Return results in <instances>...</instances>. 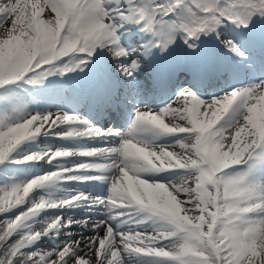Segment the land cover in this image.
<instances>
[{"label":"snow or ice","instance_id":"obj_1","mask_svg":"<svg viewBox=\"0 0 264 264\" xmlns=\"http://www.w3.org/2000/svg\"><path fill=\"white\" fill-rule=\"evenodd\" d=\"M109 3L0 0V27L11 21L0 33V89L71 72L98 49H106L123 75L133 78L143 59L138 53L147 49L123 44L121 30L128 31L129 23L142 25L153 37L151 46L161 50L178 36L198 49L202 35L215 33L228 56L247 60V66H254L251 53L228 34L229 27H258L264 52V0ZM256 44L249 41L250 47ZM9 99L0 100V177L7 181L0 183V264H264V177L256 176L264 169V80L208 100L181 89L163 108L137 107L127 132L101 129L63 110L29 111L23 101L5 103ZM166 135L178 138L157 142ZM41 136L119 142L19 154ZM73 157L83 159L69 165ZM40 161L52 168L26 180L6 174L7 166ZM163 171L177 175L167 181L147 175ZM69 180H103L110 187L105 196L74 190L60 198L34 195ZM85 204L109 213L92 223L93 236L76 239L72 226H88V220L63 211L41 219L50 210ZM149 222L153 227L143 229ZM45 237L57 240L47 250L37 246Z\"/></svg>","mask_w":264,"mask_h":264},{"label":"rangeland","instance_id":"obj_2","mask_svg":"<svg viewBox=\"0 0 264 264\" xmlns=\"http://www.w3.org/2000/svg\"><path fill=\"white\" fill-rule=\"evenodd\" d=\"M45 18H47V14L45 13ZM10 19L7 21L2 27H0V33L5 31L10 24ZM127 28V27H126ZM123 33H126L127 31H124L123 29L121 30ZM205 35H202L200 37L204 38ZM129 41H123V44L126 47H131V48H136L138 45L140 46L141 49H145V40L143 37H140L138 34L135 39L127 37ZM101 54L100 58L104 60L107 63H112L113 62V57L112 55L106 50V49H98ZM139 55H143L144 52L141 51L138 53ZM135 58V57H133ZM75 63V61H74ZM81 67H84L87 69V72L81 73L80 70L78 69L75 75H84L85 79L83 82H76V80L71 77L67 76L65 77L64 75L66 74H60L59 72L50 75L52 77V80H47L49 76L43 79L42 83H35L37 86H29V90H31L34 94V98L30 99L28 98L27 94L25 97H22L19 95L17 96L15 92L11 90L12 87H16L15 85L17 83H13L9 86H7L4 89H0V100H2L3 97L8 96L10 99L6 101L5 103H15L17 100L23 101L26 105L29 111H51L55 113L56 111H67L70 113H76L77 115L87 118V120L92 122V120L84 113H81L80 110L79 112L74 111L71 109V105L76 106L78 105L77 103V96L74 98V92L77 91V89H82V86L85 83H88L90 81V63L87 61L85 65H81ZM95 73H92L91 76L93 77ZM147 75L149 73L147 72ZM122 77V76H121ZM123 78V77H122ZM144 78L140 77V75H137L136 77L130 78L129 82H134L135 80H143ZM25 82V81H23ZM26 83V82H25ZM70 83V84H69ZM10 88V89H9ZM26 93V92H24ZM198 96L203 97L200 93H198ZM211 96V94H210ZM14 98V100H13ZM107 123V124H106ZM109 124V125H108ZM104 128L103 129H110L113 128V126L110 125L108 120L103 124ZM97 139V138H96ZM95 143H87L84 146L88 147H94ZM81 145V141H65V140H59L56 137L53 136H41L37 138L35 141H31L26 143L22 149L20 150L19 154H23L25 151H39L43 150L46 147H76ZM108 145H113L112 143H108ZM81 159H78L77 157L70 158L67 163L69 165L74 164V163H79ZM14 167V171L12 172H7L6 174L9 176H14L18 179L21 180H26V179H31L32 177L42 174L44 172L49 171L52 168V165H49L45 163L44 161L36 162V163H27V164H19V165H12ZM264 177V169L259 173V176L257 178ZM7 182L3 178L0 179V183H5ZM88 182V181H87ZM89 182H92L95 187H100L103 188V183L99 184V182H96V180H90ZM67 190H74V191H83L82 185L81 184H76L74 181H66V182H61L58 188H56L55 191H51L50 189H43V190H37L34 195L37 197L40 195H46L51 192V195L54 196L55 198H60L65 195V191ZM107 193V191H106ZM31 195V194H30ZM107 195V194H106ZM95 196H101V195H95ZM182 198V197H181ZM78 208V207H77ZM94 209L99 210L97 207H94ZM75 210V209H74ZM74 210L72 209H53L50 210L49 212L42 213L41 219H43V216H48V215H54V214H59L61 211H63L66 215L72 216L74 215ZM153 227L150 223L145 224L142 228L143 229H150ZM89 236L91 233L88 234ZM88 235L86 237H88ZM58 239H63V236L59 237ZM56 239H51L48 237H45L44 240L38 242L37 246L40 247L43 250L50 249L54 243H56Z\"/></svg>","mask_w":264,"mask_h":264},{"label":"bare ground","instance_id":"obj_3","mask_svg":"<svg viewBox=\"0 0 264 264\" xmlns=\"http://www.w3.org/2000/svg\"><path fill=\"white\" fill-rule=\"evenodd\" d=\"M109 4H110L111 7H118L117 0H110ZM127 25L135 27V29L137 30L136 32L133 33V35L141 32V30L139 28H136L137 24L129 23ZM132 31H133L132 29H129L127 31V34H123V36H124L123 40L127 36H129L130 35L129 33H132ZM228 34L235 38V32L232 29H229ZM183 45H184L183 39L178 36L177 39H176V42L174 44L170 45L167 50H161V48H159L158 52H156V53L159 54L158 59L160 60L162 58L164 60V62L171 63V65H173V66H176L178 64L180 65V63H182V60L185 58L186 52H188V50L191 51V52H193L195 50V49L189 48L186 45V49H185V51H183L182 50V46ZM145 49H147V54L144 53L142 55L143 59L141 60L142 62H140V66H139V68H141V69H138V71L136 72V73H139L140 75H142V77H145V79L143 81H141V82L140 81L129 82L128 81V77H125L123 75V73L120 71V68L117 66V63H116V60H115L114 66L117 67V72L123 77L121 79L123 84H128V86L132 87V88H134V87L139 88V87H141L142 84H144V82H146L148 80L147 79V77H148L147 76V71L144 68L147 66V64L150 62L151 59H152V61L154 63L157 60V57H156V53H155V49L156 48L150 46L149 48H145ZM182 57H183V59H182ZM74 78L78 82H83L84 81V77L83 76H74ZM94 86H95V81L93 79V82L89 86V89L92 90V88ZM98 91H100L102 94H104L105 92H108L107 90H99V89H98ZM228 91H231V90H228ZM228 91H226V92H228ZM223 94H219L218 96H221ZM175 97H176V95L172 98V100H174ZM210 98H212V97H206V98H202V99L208 100ZM104 102H107V100H103L101 103L103 104ZM169 102H167L166 104H168ZM164 106L158 105V106H155L154 109L163 108ZM174 106H178V105H174ZM71 109L74 110V111L79 112V110H78V108L76 106L71 105ZM87 113L90 114L89 111H87ZM134 118H135V116H134ZM166 122H171L170 118H166ZM130 127H131V125L123 127L122 128V132H127ZM101 129H103V127ZM177 138L178 137H176L174 135H167L165 138H161L157 142L158 143H171L173 140H176ZM99 139L106 140L108 143H113V144H117L119 142V137H102V138H99ZM101 140H99L97 142L100 143ZM87 141L90 142V143H95V142H93L95 140H85V141H82V145H86ZM176 150L178 151L179 149H176ZM147 175H156V176L159 177V179L161 181H167L169 179L175 178L177 173L174 172V171H163V172H160V173H149ZM85 190L88 191V193L91 194L92 196L94 194L98 193V192L92 193L95 190L93 189V185L89 184V183L85 184ZM100 192H102V191L100 190ZM80 207H83V208H78L74 212L73 217L76 220H85V219H87L88 220V226H82V225H73L72 226L71 231L77 233V236L75 237L76 239L80 238V234L81 233H83L85 238H87L86 236L89 233H91L90 236L95 235V233L91 232L92 223L97 221V220L106 219L107 216L109 215V213L107 212V209L106 210H101V211H99V210L91 211L88 208H86V207H89L87 204L82 205ZM126 227H127V225H126ZM99 234L103 235V229H101ZM90 236L88 235V237H90ZM132 264H138V263L134 260V261H132Z\"/></svg>","mask_w":264,"mask_h":264},{"label":"trees","instance_id":"obj_4","mask_svg":"<svg viewBox=\"0 0 264 264\" xmlns=\"http://www.w3.org/2000/svg\"><path fill=\"white\" fill-rule=\"evenodd\" d=\"M4 167H5V166H0V168H4ZM7 172H12V171H11V166H7V167H6V173H7ZM1 178H2V177H0V179H1ZM2 218H3V217L0 216V219H2Z\"/></svg>","mask_w":264,"mask_h":264}]
</instances>
